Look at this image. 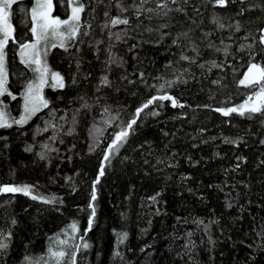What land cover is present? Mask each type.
<instances>
[{
  "label": "trees",
  "instance_id": "obj_1",
  "mask_svg": "<svg viewBox=\"0 0 264 264\" xmlns=\"http://www.w3.org/2000/svg\"><path fill=\"white\" fill-rule=\"evenodd\" d=\"M79 2L80 34L48 54L65 87L47 88L48 106L27 123L0 128V188L31 189L0 192V264H56L49 248L77 245V264H264V115L216 110L259 90L239 82L250 63L264 67V0ZM32 5H13L5 48L15 116L33 79L21 62ZM71 13L69 0H53L54 17ZM159 95L177 106L150 104L105 161L136 110Z\"/></svg>",
  "mask_w": 264,
  "mask_h": 264
},
{
  "label": "snow or ice",
  "instance_id": "obj_2",
  "mask_svg": "<svg viewBox=\"0 0 264 264\" xmlns=\"http://www.w3.org/2000/svg\"><path fill=\"white\" fill-rule=\"evenodd\" d=\"M173 3L176 0H172ZM243 2V0H241ZM18 0H0V96L4 95L7 91L5 88V83L7 80V71L5 67V48L10 39H13V26L10 23V17L12 15L11 9L14 4H17ZM215 3L218 6L224 7L228 3V0H215ZM69 4L72 5V13L68 19H60L59 17H54L52 15L53 10V0H36L35 7H32L30 10L32 27L30 31L32 32L33 37L35 38V43H24L21 45V56L25 57L21 62L25 63L27 66L35 65L32 69L35 73H38L36 83H29L27 85V91L24 95V112L25 115L21 117L20 120L14 121L16 124H23L28 118H30L33 114H35L41 107H47L48 102L41 95L42 89L47 86L64 88V78L60 75V73L51 71L46 62H44V58L48 55V48H56L57 46L64 48L67 50L66 41H71L75 39L80 34L81 27V13L85 11V5L80 3L79 0H69ZM166 5H160V7H165ZM126 9H121V11H125ZM179 10V9H178ZM151 11V9H149ZM242 14V13H241ZM107 15V13H106ZM111 24L113 26L118 24L127 25L129 24V20L127 18H114L111 20ZM107 27V25H105ZM223 27V25H221ZM87 35V32L83 33ZM116 39H120L119 34H116ZM51 40V43L48 41ZM45 42L44 51H41L40 44L41 42ZM260 43L264 44V35L261 36ZM182 59H187V57H181ZM215 66V65H214ZM49 79L52 81L49 84ZM101 83L105 86L109 84L107 76L102 78ZM241 85L247 87H257L258 91L254 93L253 96L248 97V101L244 104L239 105V107H231L228 109H216L220 111L223 115L228 116L231 113H238L241 116H244L246 113L249 115V118L252 114H262L264 115V67L260 66L257 63H250L247 72L244 75V78L239 82ZM171 86V83H169ZM163 89V85L160 86ZM9 95H11L9 93ZM13 99L16 97L13 96ZM156 100L172 101V106H177V101L173 99V97L169 95H159L152 97L149 99L142 107L138 108L135 113V117L128 122L126 129L121 130L118 133L112 143L109 145L108 152L109 155L104 156L105 161H109L110 154L117 150L118 147L122 144V142L126 141L129 131L131 130L133 125L137 123V118L140 117V114L144 111L145 108H148L150 104H152ZM179 107H184V105L180 104ZM153 115H158V113H152ZM5 113L0 111V128L11 127V124L5 119ZM231 143L232 141H228ZM43 158V157H42ZM100 176L104 175V168L101 167ZM95 183H99V179L95 181ZM0 192H9L16 193L20 192L24 195H29L31 193V189L28 186L24 187H2L0 188ZM31 198L33 200L41 199L44 203H50L51 201L48 199H44L43 197H39L38 195H32ZM95 188L92 193V200L95 201ZM90 207H92L90 205ZM91 217H95V208L92 207ZM89 219V229H91L93 219ZM15 223V221H13ZM72 231L76 232V225L73 224ZM118 240L120 243H123L124 240L127 239V234H117ZM83 240V236L80 237ZM60 244H66V241H59ZM90 245L87 242H84L82 247L87 249ZM8 245L2 241H0V250L6 249ZM79 245L75 246L71 252H66L63 249L53 251L49 248V254L52 259L56 261V264H63L65 258L68 259V264H77L76 252L79 250ZM116 255H119L117 252Z\"/></svg>",
  "mask_w": 264,
  "mask_h": 264
},
{
  "label": "rangeland",
  "instance_id": "obj_3",
  "mask_svg": "<svg viewBox=\"0 0 264 264\" xmlns=\"http://www.w3.org/2000/svg\"><path fill=\"white\" fill-rule=\"evenodd\" d=\"M35 3H36V0H34V5H32V7H35ZM10 11H11V13H12V9H11ZM10 23L12 24V15H11V17H10ZM12 26H13V25H12ZM51 42H52L51 40L48 41V43H51ZM28 43H35V38L33 37V35H32V37H31V40H30ZM44 46H45V42L42 41L41 44H40V48H41V51H42V52L44 51ZM50 49H51V48H48V49H47L48 54H49ZM21 58H22V60H23V59H26L25 57H22V56H21ZM44 62H46L47 65H48V67H49V69H51V65H52V64H51L50 61H49V57H48V55L46 56V58H44ZM5 67H6V71H7V66H6V55H5ZM32 67L34 68L35 65H32ZM37 76H38V73H35V72L33 71V79H31V81H30L29 83H36V82H38V81H37ZM7 80H8V71H7ZM7 80H6V83H7ZM6 83H5V88H6ZM29 83H28V84H29ZM51 83H52V81L49 79V84H51ZM25 88H26V89H25V91L23 92V96H22V98H23V99H22L23 104H22V112H21L20 116L12 115V113H11V111H10V108H9V103L11 102V100H13V98L10 97V98H9L10 101H8V102L5 101V96L8 94L7 91L4 93V95L0 96V111H3V112L6 114V115H5V119L8 121V123L11 124V126L15 124L14 121H16V120H20L21 117H23V116L25 115V112H24V103H25V101H24V95H25V93H26V91H27V86H26ZM47 88H54V89H56V88H59V87H52V86H47V85H46V86L42 89V92H41V95L43 96V98H44L45 100H46V98H45L44 95H46L45 90H46ZM257 91H258V90H257ZM253 98L255 99L254 96H253ZM43 108H44V107H41V108H40L35 114H33L30 118H28L24 123H27L29 120H31V118H32L34 115H36L39 111H41ZM24 123H23V124H24ZM95 131H96V130L93 131V135H94ZM2 193H3V192H2Z\"/></svg>",
  "mask_w": 264,
  "mask_h": 264
}]
</instances>
